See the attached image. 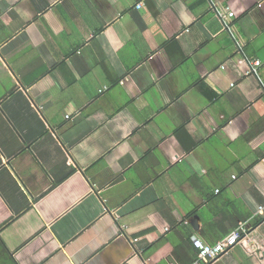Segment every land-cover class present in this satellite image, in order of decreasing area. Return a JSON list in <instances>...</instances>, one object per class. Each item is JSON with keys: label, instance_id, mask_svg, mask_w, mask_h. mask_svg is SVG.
Segmentation results:
<instances>
[{"label": "crops", "instance_id": "1", "mask_svg": "<svg viewBox=\"0 0 264 264\" xmlns=\"http://www.w3.org/2000/svg\"><path fill=\"white\" fill-rule=\"evenodd\" d=\"M0 264H264V0H0Z\"/></svg>", "mask_w": 264, "mask_h": 264}, {"label": "built area", "instance_id": "2", "mask_svg": "<svg viewBox=\"0 0 264 264\" xmlns=\"http://www.w3.org/2000/svg\"><path fill=\"white\" fill-rule=\"evenodd\" d=\"M233 16H234V12H230L228 14L223 13L222 19L225 21L227 18ZM259 64L260 61H254L255 66H258ZM237 234L238 235L240 234L239 231ZM192 240H193V246L198 250L199 258L202 263H208L214 259L221 257L226 252L230 243L228 238H225L221 241H217L215 243H208L196 236H194Z\"/></svg>", "mask_w": 264, "mask_h": 264}, {"label": "water", "instance_id": "3", "mask_svg": "<svg viewBox=\"0 0 264 264\" xmlns=\"http://www.w3.org/2000/svg\"><path fill=\"white\" fill-rule=\"evenodd\" d=\"M194 223H196V221L194 220Z\"/></svg>", "mask_w": 264, "mask_h": 264}]
</instances>
